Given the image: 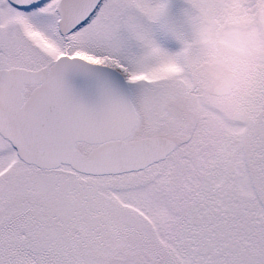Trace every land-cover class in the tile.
Returning <instances> with one entry per match:
<instances>
[{"label": "snow or ice", "instance_id": "snow-or-ice-1", "mask_svg": "<svg viewBox=\"0 0 264 264\" xmlns=\"http://www.w3.org/2000/svg\"><path fill=\"white\" fill-rule=\"evenodd\" d=\"M209 7L0 0V264H264V69L243 136L210 147Z\"/></svg>", "mask_w": 264, "mask_h": 264}, {"label": "rangeland", "instance_id": "rangeland-1", "mask_svg": "<svg viewBox=\"0 0 264 264\" xmlns=\"http://www.w3.org/2000/svg\"><path fill=\"white\" fill-rule=\"evenodd\" d=\"M209 3L200 39L201 53L213 59L216 51L218 59L224 55L227 65H230L228 61L232 54L247 56L259 65L257 69H251L261 73L264 69V13L257 19L243 8L240 0H209ZM216 40H219L217 44ZM234 61H237L236 57ZM176 71L174 67H166L160 70L158 76L172 75ZM260 78L254 79L255 84L258 85ZM250 83L252 85L251 80ZM199 101L202 130L208 145L218 151H226L243 136L245 129L240 125L247 120L249 113L240 111L246 118L234 121L220 108L210 106L216 103L218 107L225 108L224 99L214 98L211 93L202 91Z\"/></svg>", "mask_w": 264, "mask_h": 264}, {"label": "flooded vegetation", "instance_id": "flooded-vegetation-1", "mask_svg": "<svg viewBox=\"0 0 264 264\" xmlns=\"http://www.w3.org/2000/svg\"><path fill=\"white\" fill-rule=\"evenodd\" d=\"M217 24V23H214ZM219 40H216L217 44ZM213 59L207 58L206 55L201 53V92H209L214 98L224 99L226 102L225 108L218 107L216 103H213V108L221 109L222 113L232 118L234 121L245 119V114H240V111H246L249 113L251 99L255 92L257 83L255 80L261 77V73H255L251 68H258L255 62L250 61L247 56L231 55L227 65L224 55L221 59L217 58L216 51L213 53ZM237 61H234V58ZM259 72V71H257ZM252 77V79H250ZM231 79V90L229 94L225 96H218L217 92L219 88ZM252 81V85L250 83ZM233 116V117H232ZM245 117V118H244ZM240 122V121H239Z\"/></svg>", "mask_w": 264, "mask_h": 264}]
</instances>
